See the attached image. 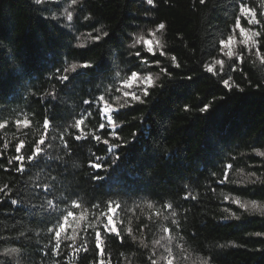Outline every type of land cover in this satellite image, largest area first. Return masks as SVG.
Instances as JSON below:
<instances>
[{"label":"trees","instance_id":"trees-1","mask_svg":"<svg viewBox=\"0 0 264 264\" xmlns=\"http://www.w3.org/2000/svg\"><path fill=\"white\" fill-rule=\"evenodd\" d=\"M247 3L259 10L262 0H247ZM79 4L84 5L80 21L74 20L69 26L66 19L43 20L31 0H0V122L9 121L7 128L0 129V152H4L0 157V188L7 185L15 193L27 185L25 190L30 191L38 183H52L51 178L55 176V198L67 200L69 204L71 200H79L84 206L77 210L76 217L69 218V234L94 224L95 217L106 207L103 202L107 199L126 204L128 211L120 213L117 219H124L125 229L132 227L135 239L126 236L124 247L115 242L108 244L112 264L117 260L120 264H144L153 242L162 235L160 227L171 226L169 220L164 219L167 213L157 204L161 198L179 205L176 210L181 228L176 229L173 237L187 256L183 264H202L209 256L214 257L212 264H264V235H256L264 233V214L251 208L245 211L231 203L235 198L243 203L255 200L264 208V157L253 151H264V65L254 55H246L244 72L230 73L242 90L233 87L231 91L202 67L203 62L210 59L205 53L228 34L227 28L234 22V13L238 11L232 7L234 0H207L205 5L199 4V0H156L155 8H150L143 0H78L77 6H71L70 0H62V7L54 11L60 16L69 8L75 16ZM85 15H90L91 20L84 21ZM159 23L166 25L157 35L167 52L166 56L159 57L160 66H169L171 56L176 55L182 67L174 71L171 82L162 77L163 88H157L147 104L121 111L115 128L121 139L110 142L131 141L132 133L141 129L145 135L119 149L116 167L110 169V174L101 173L108 174V180L93 182L89 160L95 154L111 164L113 157L107 152V145L92 137L99 135L101 141L109 139L112 126L96 108L82 103L97 94L101 82L79 64L84 61L102 64L122 49H113L111 42L103 40L98 45L93 44L89 33L96 34L94 25L95 29L114 33L115 37L133 32L144 34ZM58 24L65 27L59 28ZM130 42L126 40L125 46ZM79 44L84 47H78ZM213 55L221 58L218 52ZM73 65L80 75L73 73ZM56 67L67 68L70 76L75 75L69 89L65 90L68 95L60 96L55 109L56 121L49 129L52 147L47 148V153L59 159L62 167L52 172L41 167L17 173L15 163L9 165L8 159L15 154L18 140L23 139L30 145L43 135V117L46 112L52 114V107L45 105L48 97L41 96L54 87L59 88V84L50 79ZM152 72L156 76L159 69L153 67ZM185 73L193 76L192 82L185 79L181 83ZM103 85L107 86L108 81ZM118 86L117 82L114 87ZM111 96L110 102L119 107L123 97L115 92ZM204 103L212 105L207 113L199 111ZM185 104L189 106L187 112ZM81 114H84L83 128L88 139L77 142L71 139V135L77 133L70 126ZM16 119L31 120V127L17 128ZM102 123L104 129L100 128ZM62 133L68 139L70 151L63 148ZM5 142L9 144L7 150L3 148ZM169 152L174 153L172 158L164 159ZM226 163L232 164L228 171L229 182L219 185L216 180L222 177ZM213 172L215 177L211 176ZM253 172L259 177L255 184L251 182ZM211 188L216 191L212 192ZM185 191L196 199L183 200ZM224 196L230 199L225 201ZM7 199L0 193V200L5 201L0 203V253H9L0 255V264L6 261L11 264H91L94 258L91 242L87 255L77 256L72 249L62 246L59 257L45 256L49 237L41 223L43 213H37L34 219L30 212H13ZM92 203H99L101 207L92 209ZM150 203L154 207L149 208ZM131 209L136 211L133 213ZM155 212H160L161 216H153L157 224L152 226L148 217ZM233 212L239 219L231 215ZM141 223L149 224L151 230L138 232ZM88 235L91 241L94 229ZM142 240L148 245L147 249Z\"/></svg>","mask_w":264,"mask_h":264},{"label":"snow or ice","instance_id":"snow-or-ice-1","mask_svg":"<svg viewBox=\"0 0 264 264\" xmlns=\"http://www.w3.org/2000/svg\"><path fill=\"white\" fill-rule=\"evenodd\" d=\"M167 2V0H165ZM143 3L148 5L150 8L156 7V0H143ZM207 0H199V4L205 5ZM31 4L34 6L35 11L41 13V18L45 21L53 20L59 21L66 19L71 26V22L74 20L79 23L80 15L84 10V5L79 4L76 8V15L74 16L73 11L69 8H65L64 11L57 15V11L54 9H60L62 7V0H31ZM71 6H77L78 0H70ZM238 11L234 13V22L228 26L226 35H223L219 39L218 44H213L209 50L205 53L210 59L205 60L202 64L203 71L210 73L212 76L218 78L221 85L228 91H231L233 87L239 90V84L234 82V77L230 73H236L237 71L243 73V65L245 63V57L255 56L259 62L264 65V0L259 8L249 6L247 0H239L232 5ZM227 9H225L226 11ZM147 11V10H146ZM48 13V15H43ZM84 21H90L91 16H83ZM246 22L248 27H245ZM59 28H64L63 24L57 25ZM165 23H159L155 28L146 31L144 34H137L135 32L131 34H124L122 37H115L114 33L110 34L104 30H97L93 25V31L96 33L92 35L93 44H97L100 41L106 43L111 42L113 49L121 50L118 55H113L111 60H105L102 64H93L91 61H84L79 64L81 69L89 70L95 79L101 82V85L97 87V94L91 96L89 99H84L82 103L89 108H96L101 116L106 120L107 124L112 126V131L109 132V139H103L99 135L92 137L94 140L102 142L107 145V152L110 157H113L111 164L108 160L99 155H93V159L89 160L88 167L93 169V173L90 179L93 182H102L109 179V175H102L101 173H109L110 169L115 168L117 162L120 159L119 149L127 147L128 144L138 141V138H142L145 133L141 129L138 132L132 133V140L125 141L122 143H112L111 139L120 140L121 137L115 131L116 120L119 118L121 111L125 108H135L137 104H147L153 92L157 88H163L164 80L162 77L167 78L168 82L173 79L174 71L182 67L181 62L177 59L176 55L171 56V64L169 66L161 67V61L159 57L167 55V52L158 38V33L165 30ZM239 34V39L237 38ZM131 41L125 46V41ZM78 47H84L83 44L77 45ZM237 46V47H234ZM170 51V50H169ZM214 52H218L213 55ZM125 56L128 58L125 59ZM227 63H226V60ZM255 61H253L254 63ZM124 64L125 67L121 68L120 65ZM153 67L158 68L159 72L156 76H153ZM72 71L75 75H80L77 71L76 65L72 66ZM191 71H195L192 69ZM75 75L70 76L67 68L56 67L53 69V75L50 77L51 80L59 84V88H53L52 91L42 93L41 98L46 95L48 98L45 99V105H51L52 114L45 113L43 117V135L36 140L33 144H26L25 140L20 139L16 143L14 148V155L8 159V164L12 165L15 163V171L17 173H24L33 168H47L49 172H52L54 168L59 169L62 167L59 159H54L50 154L47 153V148L52 147V140L49 138V129L54 126L56 121L55 109L58 106L61 94L68 95L66 89H69L72 79ZM189 82L193 81V76L185 73L181 77V83L184 80ZM108 81V85L104 86L103 82ZM119 83L118 87H114L116 83ZM118 93L123 97V102L120 103L119 107H115L111 103V93ZM107 97V98H106ZM119 99V97H117ZM212 105L210 103H204L199 108L201 113H207ZM184 111H189V106L184 105ZM35 115V114H33ZM17 128L23 125L25 128L31 127L32 121L28 119H16L14 121ZM85 123L84 114H81L79 119L75 120L73 126L77 134L71 135L73 141L87 140L88 135L85 133L83 125ZM9 121L4 119L0 122V129L7 128ZM122 128V125L119 126ZM100 128L104 129L105 124H100ZM166 130V129H165ZM60 140L63 141V148L70 151V145L68 139L62 133ZM3 148L7 150L9 144L4 143ZM256 155L264 157V151L253 149ZM27 153V154H26ZM174 153L169 152L164 156V159H171ZM4 156V152H0V157ZM232 168V164L226 163L224 165V172L221 178L216 180V183L223 185L229 182L228 171ZM30 174V173H29ZM57 175H60L58 172ZM215 173H211L212 177H215ZM252 183L255 184L259 177H256L255 172L251 173ZM52 183L37 184L30 191H26L27 185H24L22 189H18L13 193L7 185L4 188H0V193L8 198L7 203L12 207V211H23L25 213H32L33 218H36L37 213H43V220L41 223L46 228L48 234V246L49 250L44 252L45 256L55 255L57 257L61 254V247H67L72 249L73 253L79 256L80 253L87 255L90 251L89 243L94 244V258L91 264H112L113 257L111 252L108 251V244L110 242L118 243L121 247L125 245V239L132 237L135 239V233L132 227L124 228V219L117 217L120 213H126L128 206L122 202H118L112 198L107 199L103 203L105 208L100 211L99 216L95 217V223L89 224L79 232L69 234L70 225L68 223L69 218L76 217L77 210L84 207L79 200H71V203L64 199H57L54 195L56 188L55 179L53 176ZM8 189V190H6ZM212 192H215V188H211ZM182 199L187 201L189 199H196L195 196H191L189 192L185 191ZM230 198L224 196V200L228 201ZM37 201H42L37 203ZM4 200H0V203H4ZM231 203L239 206L240 208L248 211L249 208L252 210L260 211L264 214V208H261L255 200L248 203L241 202L240 199H231ZM64 205L61 208V205ZM158 206L162 207L167 215L164 216L165 220H169L171 226H161L160 232L161 237L153 242V247L150 254L144 257V264H183L187 259L184 254V248L174 240L173 234L176 229L181 228V221L177 219L179 213L177 208L179 205H174L170 201L161 200L157 201ZM92 209H98L101 207L99 203H92L90 205ZM149 208L154 207L153 204L148 205ZM134 213L136 209H131ZM228 211V209H225ZM233 217H236L235 212L231 213ZM153 216L159 218L160 212H155L148 217L152 226H156L157 220H153ZM239 219V217H236ZM94 229V238L90 241L89 233ZM145 230H151L149 224L141 223L137 227V231L143 233ZM83 234V235H82ZM20 235L23 237L24 233ZM256 235H264V233H256ZM82 236V238H81ZM182 239V237H180ZM194 239V237H193ZM145 249L148 248L146 243L141 241ZM23 245H21V248ZM223 247V245H221ZM43 251V249H41ZM11 251L17 252L20 249H12ZM9 253H0V255L7 256ZM123 256V254H121ZM214 257L209 256L207 259L202 261V264H212ZM6 264H11V261H6ZM116 264H120L117 260Z\"/></svg>","mask_w":264,"mask_h":264},{"label":"rangeland","instance_id":"rangeland-1","mask_svg":"<svg viewBox=\"0 0 264 264\" xmlns=\"http://www.w3.org/2000/svg\"><path fill=\"white\" fill-rule=\"evenodd\" d=\"M237 38L239 39V34L237 33ZM234 47H237V46H234Z\"/></svg>","mask_w":264,"mask_h":264}]
</instances>
